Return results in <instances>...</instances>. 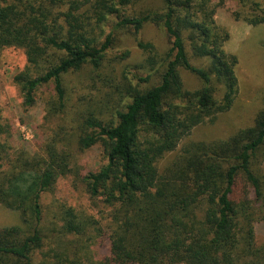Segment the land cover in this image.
Masks as SVG:
<instances>
[{
  "label": "trees",
  "instance_id": "trees-1",
  "mask_svg": "<svg viewBox=\"0 0 264 264\" xmlns=\"http://www.w3.org/2000/svg\"><path fill=\"white\" fill-rule=\"evenodd\" d=\"M138 1H0V50L22 49L27 59L14 77L25 110L40 87L52 83V99L43 107L49 115L65 111L69 73L89 66L94 77H103L128 57V51L108 57L114 38L105 27L112 17L115 29L135 33L154 24L172 43L161 57L153 43L138 41L148 66L139 69L150 73L135 75L138 83H129L115 106L108 101L81 114L70 134L75 144L52 137L45 158L20 156L14 163L0 113V203L22 218V226L0 227V264H264V240L257 236L264 229V107L252 125L227 138L187 142L165 169L157 167L196 127L234 106L239 60L225 49L230 34L218 26L211 0H163L161 9L127 15ZM251 10L263 15L246 21L264 24L263 5L254 2ZM187 41L194 56L208 58L206 66L191 63ZM180 68L203 85L185 89ZM156 74L159 83L142 86ZM74 145L102 148V165L76 172L88 193L111 208V228L95 227L97 237L88 233L95 220L64 205L52 235L42 228V195L73 170ZM95 241L100 258L83 256Z\"/></svg>",
  "mask_w": 264,
  "mask_h": 264
},
{
  "label": "rangeland",
  "instance_id": "rangeland-1",
  "mask_svg": "<svg viewBox=\"0 0 264 264\" xmlns=\"http://www.w3.org/2000/svg\"><path fill=\"white\" fill-rule=\"evenodd\" d=\"M8 2L12 3L15 0ZM254 2H260L264 8V0H244V2L211 0L212 6L217 8L215 19L218 26L230 34V38L225 42V49L228 53L238 56L236 74L239 80V93L230 111L219 114L213 123L199 125L175 151L166 153L164 158L157 162L159 170L165 169L172 159L181 155L185 143L227 138L238 129L252 125L257 113L264 107V24L252 26L246 21V18L263 15L261 11L252 12L251 7ZM163 7V0H139L135 6L125 10V13L131 15L141 10ZM116 21L117 18L112 17L105 27L106 34L113 31L114 38L113 48L108 57L110 60H115L127 51L128 57L119 58L120 61L116 60L115 70L112 73L111 70H105L103 77H94L89 66L69 73L65 77L69 101L66 110L61 113L49 115L47 108L43 107V102L48 103L52 99V83L40 87L35 104L27 110L24 109L14 77L24 69L27 62L26 55L18 48L9 47L0 50V113L2 121L9 127V133L5 135V143L10 147L9 151L13 154L14 163L20 156L47 157V149L52 146V137L63 138L67 145L71 142L75 144L76 140L70 134L77 129L81 114L99 109L108 101L110 107L115 106L122 95L126 94L129 83H138L135 75L147 76L150 73L149 68L139 69L141 64H145L147 54L138 47V41L153 43L161 57H164L172 46L166 31L154 24L148 23L140 32L135 33L132 28L115 29ZM186 47L193 65L208 64V58H199L192 54L188 41ZM180 74L187 90H195L203 85L196 75L184 68H180ZM159 77V74L154 75L142 86L149 88L159 83ZM217 87L220 91L217 92L219 97L221 88L220 85ZM72 150L73 170L59 177L54 189L42 195L44 214L42 228L44 234L52 235L50 231L56 227L54 225L62 223L59 222L56 214L60 206L64 205L95 220L88 233L97 237L99 233L94 229L95 227L99 226L102 230L108 231L111 228V208L102 198L93 197L88 193L85 184L76 176V172L93 171L102 165V148L95 146L83 151L74 145ZM12 226H22L21 213L0 203V227ZM257 236L260 240H264L263 228L257 232ZM83 239L86 240L87 237ZM96 241L90 244L89 249L86 250V247L83 249V256L87 254L96 259L100 258L102 251ZM75 246L82 247L78 244Z\"/></svg>",
  "mask_w": 264,
  "mask_h": 264
}]
</instances>
